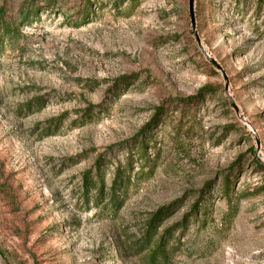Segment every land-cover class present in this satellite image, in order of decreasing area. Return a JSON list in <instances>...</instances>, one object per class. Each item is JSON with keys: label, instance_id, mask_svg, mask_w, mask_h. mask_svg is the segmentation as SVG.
<instances>
[{"label": "rangeland", "instance_id": "1", "mask_svg": "<svg viewBox=\"0 0 264 264\" xmlns=\"http://www.w3.org/2000/svg\"><path fill=\"white\" fill-rule=\"evenodd\" d=\"M188 2L0 0V264H264V2Z\"/></svg>", "mask_w": 264, "mask_h": 264}, {"label": "trees", "instance_id": "2", "mask_svg": "<svg viewBox=\"0 0 264 264\" xmlns=\"http://www.w3.org/2000/svg\"><path fill=\"white\" fill-rule=\"evenodd\" d=\"M264 2V0H256L258 7ZM29 14L26 15L25 19H28ZM15 27H11L5 23H3L0 19V32H2V36H14L16 32ZM202 91L199 92V94ZM194 100H188V103H193ZM255 165L262 168L261 165L257 161H255ZM103 174L100 170V164L97 163L95 166V175L91 176V173H87L84 175L83 179V192L85 193L86 199L88 198V194L93 192V203L98 204L103 200H106L108 206L105 208L108 210L109 215L113 214L115 209L121 204L120 199L124 198L128 189V180L125 179L123 173L121 174L118 170L115 174V177L111 183V187L109 189V193L107 195L104 194L103 185L104 179ZM229 189V184L226 185L225 191L227 192ZM203 197L204 193L201 192ZM88 202V199H87ZM201 202L194 207V212L196 216V212L198 207H200ZM163 212H157L152 215L151 219L146 223V227L143 230V235L138 241L135 242V245H138L136 248L138 255H145V264H168L169 263V253L171 252L168 248L169 241L172 240V235L169 232L166 234L163 233L159 235V228L161 226V220L163 218Z\"/></svg>", "mask_w": 264, "mask_h": 264}, {"label": "water", "instance_id": "3", "mask_svg": "<svg viewBox=\"0 0 264 264\" xmlns=\"http://www.w3.org/2000/svg\"><path fill=\"white\" fill-rule=\"evenodd\" d=\"M194 0H189L188 2V10H189V16H190V20H191V24L192 26L194 25ZM206 57H208L205 54ZM211 63L216 67V69L220 72V74L225 78L224 73L222 72L221 68L219 67V65H217L215 62L211 61Z\"/></svg>", "mask_w": 264, "mask_h": 264}]
</instances>
